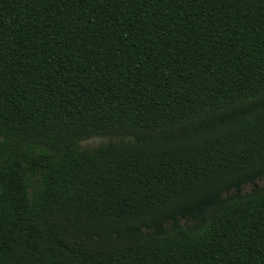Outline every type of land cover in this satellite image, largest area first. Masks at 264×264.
Returning a JSON list of instances; mask_svg holds the SVG:
<instances>
[{
	"label": "trees",
	"instance_id": "obj_1",
	"mask_svg": "<svg viewBox=\"0 0 264 264\" xmlns=\"http://www.w3.org/2000/svg\"><path fill=\"white\" fill-rule=\"evenodd\" d=\"M0 264H264V0H0Z\"/></svg>",
	"mask_w": 264,
	"mask_h": 264
},
{
	"label": "rangeland",
	"instance_id": "obj_2",
	"mask_svg": "<svg viewBox=\"0 0 264 264\" xmlns=\"http://www.w3.org/2000/svg\"><path fill=\"white\" fill-rule=\"evenodd\" d=\"M110 140H115L114 137H110V136H94V137H91V138H88L86 140H83L81 142V145L83 147H94V146H98L99 144L101 143H106ZM259 183H263V180H259ZM252 188V185L251 184H247L245 187H244V192H249Z\"/></svg>",
	"mask_w": 264,
	"mask_h": 264
}]
</instances>
